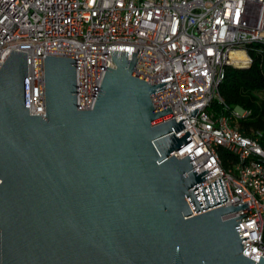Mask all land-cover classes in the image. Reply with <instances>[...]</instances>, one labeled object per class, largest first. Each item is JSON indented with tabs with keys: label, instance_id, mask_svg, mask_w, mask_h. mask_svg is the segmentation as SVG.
<instances>
[{
	"label": "water",
	"instance_id": "95a60500",
	"mask_svg": "<svg viewBox=\"0 0 264 264\" xmlns=\"http://www.w3.org/2000/svg\"><path fill=\"white\" fill-rule=\"evenodd\" d=\"M138 49L110 50L91 109L76 106L74 58L45 55L42 115L28 110L26 52L0 65V264H264L241 253L245 214L222 218L246 203L210 208L214 180L218 201L208 183L202 206L208 170L174 153L189 132L152 102L169 80L132 74Z\"/></svg>",
	"mask_w": 264,
	"mask_h": 264
},
{
	"label": "built area",
	"instance_id": "2783aa9c",
	"mask_svg": "<svg viewBox=\"0 0 264 264\" xmlns=\"http://www.w3.org/2000/svg\"><path fill=\"white\" fill-rule=\"evenodd\" d=\"M250 44L264 48V0H0V65L11 50L26 52L30 114L45 111V55L74 58L76 106L91 109L112 61L110 50L126 51L130 59L139 48L132 74L153 84L169 80L155 88L163 87L151 94L152 102L169 104L172 117L183 118L176 136L189 132L190 139L174 153L183 157L192 151V168L208 170L196 187L202 206L203 186L212 203L208 183L218 201L214 180L222 203L210 208L246 203L222 218L245 214L235 219L245 221L238 232L250 237L242 240L241 251L249 258L264 257V147L234 124L250 110L229 108L219 84L227 66L250 64ZM233 50L243 51L246 59H231ZM219 146L235 156L231 167L222 166Z\"/></svg>",
	"mask_w": 264,
	"mask_h": 264
},
{
	"label": "trees",
	"instance_id": "16d2710c",
	"mask_svg": "<svg viewBox=\"0 0 264 264\" xmlns=\"http://www.w3.org/2000/svg\"><path fill=\"white\" fill-rule=\"evenodd\" d=\"M247 54L251 58L248 66L226 67L224 79L219 84V94L229 108L239 105L250 110L248 118H240L234 124L244 135L257 136L264 147V48L259 44H250ZM218 152L224 168L236 162L235 156L224 147L219 146Z\"/></svg>",
	"mask_w": 264,
	"mask_h": 264
},
{
	"label": "bare ground",
	"instance_id": "6f19581e",
	"mask_svg": "<svg viewBox=\"0 0 264 264\" xmlns=\"http://www.w3.org/2000/svg\"><path fill=\"white\" fill-rule=\"evenodd\" d=\"M229 55L231 59H246V55L240 50H233L229 53Z\"/></svg>",
	"mask_w": 264,
	"mask_h": 264
}]
</instances>
